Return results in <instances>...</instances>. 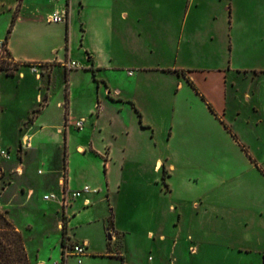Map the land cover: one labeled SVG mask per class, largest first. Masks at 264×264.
I'll list each match as a JSON object with an SVG mask.
<instances>
[{
    "label": "rangeland",
    "instance_id": "rangeland-1",
    "mask_svg": "<svg viewBox=\"0 0 264 264\" xmlns=\"http://www.w3.org/2000/svg\"><path fill=\"white\" fill-rule=\"evenodd\" d=\"M217 7L215 4L219 10ZM257 10L264 17V8L258 6ZM202 15L199 29L184 32L182 37L179 18L175 35L168 32L164 36L168 46L162 51L153 52L156 41L152 34L144 33L137 40L136 58V42L131 37L125 70L105 72L110 82L122 86L130 96L134 94L143 115L141 124L132 102L119 112L118 103L105 101L108 117L119 115L121 123L120 133L116 122L112 128V160L107 166V178L120 181V193L100 210L105 224L111 226L113 202L117 205L116 227L123 231L116 242H108L106 250L125 256L132 262L127 264H261L264 257V39L260 29L257 36L245 34V27L252 26L246 18L248 25L238 24L233 39L226 33L224 38L209 41L204 32L209 25L207 8ZM10 22L3 8L1 35L3 31L6 35ZM145 22L141 20V28ZM42 23L40 40L57 27ZM75 27L82 35L81 26ZM162 29L165 31L164 26ZM6 49V45L0 47V57H10ZM23 71L22 80L0 73L1 166L4 182H10L0 184V227L16 228L30 263L39 264L37 257L58 254L62 233L57 227H43L41 213L26 202L21 189L33 188L35 199L40 191L56 188L64 146L63 135L60 138L55 129L46 128L36 133L35 148L24 151L37 83L27 69ZM63 82L64 72L56 68L51 84L54 102L46 116L54 124L61 118L55 102ZM100 139H95L97 145ZM91 157L85 159L71 150L67 162L79 181L101 182L106 172ZM20 159L23 176L17 170L22 168ZM38 169L42 175H37ZM97 231L95 227L77 228L72 240L80 242V236L88 235L94 242L101 241L103 233ZM70 245L66 239L65 247ZM190 246L198 247V253L191 254ZM67 264L120 262L99 257L78 263L75 257H68Z\"/></svg>",
    "mask_w": 264,
    "mask_h": 264
},
{
    "label": "crops",
    "instance_id": "crops-1",
    "mask_svg": "<svg viewBox=\"0 0 264 264\" xmlns=\"http://www.w3.org/2000/svg\"><path fill=\"white\" fill-rule=\"evenodd\" d=\"M215 4L219 6L217 7L219 10L215 9ZM18 5L20 10L15 26H13L12 34L6 43L11 59L18 64L17 74L13 77L18 76L21 80L24 79L26 73L23 70L27 69L37 83L35 101L29 108V122H27L28 127L25 132V135H29L31 149L24 148V151L35 148L34 139L37 132L46 128L55 129L60 138L63 135V146L67 147L69 157H71V150L85 159H88V155L92 156L91 158L99 161L106 172V177L101 182L93 179L82 182L73 172L71 163L67 162L68 173L65 186L71 190L89 186L98 189L100 195H104L105 192L107 194L106 197L90 195L88 197L89 204H86L84 198H79L64 207L62 204L63 168L60 170L56 188L40 191L35 199L33 188L27 191L22 188L21 193L26 197V202L31 203L32 207L41 213L44 221L43 227H57L61 234L63 214L67 217L68 244L83 243L86 245V253L82 256L81 261L84 258L102 257L119 259L120 264L132 263L118 252H107L108 242L110 241V244L116 242L123 230L116 227L117 205L113 202L111 226L105 224L100 207L120 193V181H110L107 178V166L111 165L112 160L109 159L111 156L109 138L114 135L112 128L116 122V129L120 133L121 123L119 115L113 114L110 118L108 117L107 102L111 100L112 103H118L119 112L128 102H132L138 112L141 113V110L135 102L134 94L130 96L122 86L110 82L105 72L125 70L128 59V55L125 53H127L131 37L136 42L134 44L136 58L137 52L139 53L137 43L140 40V35H144V33L149 36L152 34L156 41L151 46L153 52L155 50L162 51L168 46L163 41L164 36L168 32H170V36L175 35L179 18L182 23L180 28L182 37L184 32L199 29L198 25L203 21L202 14L206 8L210 15L207 18L209 25L204 32H206L209 41L224 38L226 33L232 37L238 24L248 25V23H244L246 18L250 19L252 26H250L251 29L249 26L245 27V34L257 36L256 30L260 29L259 35L264 39V17L257 10L258 6L264 8V0H0V13L3 8H6L8 19H12ZM65 9H68L67 21L52 23L57 26L56 32L40 40L42 35L39 33L42 22L47 21V18L54 13H63ZM141 20H146L142 28ZM75 26H81L82 35L81 32L80 35L78 34ZM162 26L165 27V31ZM77 37L78 39L82 38L77 40ZM0 38H5L4 31L2 35L0 34ZM78 41L82 42L79 46ZM180 49L181 46L178 51ZM247 50L251 52L252 49ZM69 61L78 63L79 67L72 70L65 69L63 65ZM56 68H62L64 82L60 99L55 102L58 109L61 110V118L59 123L54 124L46 116L54 102L51 96V84ZM139 69H141V63ZM66 75L68 78L67 109H65ZM135 84L138 87L139 82H135ZM30 116L32 117L30 118ZM78 121H82L80 128L76 127ZM126 134L129 135V132L127 131ZM97 136L101 137L100 145L95 142ZM126 149L127 145L124 146L123 152ZM18 166L22 167L21 170L17 168L18 175L23 176L25 168L21 159L18 161ZM169 167L170 169L174 168L173 165ZM82 171L87 173L85 168ZM42 174L43 171L38 169L37 175ZM46 194H53L55 198L44 200L43 196ZM27 227L31 226L27 225ZM80 227L97 228L99 235L103 233V239L94 242L88 235H82L79 238L80 242L73 241L72 238L76 235L75 230ZM149 236L152 237L153 233L149 232ZM159 238L164 239V236L160 234ZM189 249L191 254L198 253L199 250L195 246H190ZM62 250L60 237L57 255L47 252L43 258L37 257L36 259L42 264H47L49 260L53 263L67 264L68 258L65 261L62 259ZM170 264L175 263L171 261ZM261 264H264V257Z\"/></svg>",
    "mask_w": 264,
    "mask_h": 264
},
{
    "label": "trees",
    "instance_id": "trees-1",
    "mask_svg": "<svg viewBox=\"0 0 264 264\" xmlns=\"http://www.w3.org/2000/svg\"><path fill=\"white\" fill-rule=\"evenodd\" d=\"M20 10V6L18 5L15 9V12L12 16L10 25L7 29V33L5 35L4 41L2 43V47L6 45L8 38L10 36V33L13 29V26L15 24L17 14ZM68 38V34H67ZM68 41V40H67ZM1 47V48H2ZM68 48V43H67ZM6 53L11 57L8 49L5 50ZM2 58L0 57V73L3 71L6 76L13 77L15 76V71L18 70V64L14 63L11 58ZM11 63H13V68L8 67ZM65 109H67V100H68V78L66 75L65 78ZM1 110V108H0ZM137 111V109H136ZM138 112V111H137ZM140 123L142 124V114L138 112ZM67 147L64 146L63 150V180H64V187L65 182L67 180ZM1 159H2V149H1V142H0V184H9L10 182L5 183V171L3 170L1 166ZM1 216V213H0ZM67 217L63 214L62 217V236H61V245L64 248L66 246V239H67ZM62 259L64 261V252L62 250ZM0 264H31L26 247L24 239L22 238L19 231L14 227H0Z\"/></svg>",
    "mask_w": 264,
    "mask_h": 264
},
{
    "label": "built area",
    "instance_id": "built-area-1",
    "mask_svg": "<svg viewBox=\"0 0 264 264\" xmlns=\"http://www.w3.org/2000/svg\"><path fill=\"white\" fill-rule=\"evenodd\" d=\"M54 1H59V0H54ZM68 16V9H65L63 13H54L50 15L47 18V21L50 23H65L67 21ZM0 47H2V42L0 41ZM63 67L67 70H72L76 69L79 67V64L74 62V61H69L65 62ZM132 72H129L131 74ZM82 125V121H78L76 123V127L80 128ZM24 146L25 148H30L31 142L28 137L25 138L24 140ZM99 191L98 189L91 188L89 186H84L81 189L77 190H71L67 188L66 186L64 187L63 185V194H62V204L64 207L68 206L71 202L75 201L76 199L79 198H84L86 204H89V196L90 195H95L98 194ZM50 198H55L53 194H46L43 196L44 200H49ZM64 258L67 259L68 257H75L77 261L80 263L82 256L85 255L86 253V245L81 243V244H72L68 247H64ZM53 264H58L57 262H54Z\"/></svg>",
    "mask_w": 264,
    "mask_h": 264
}]
</instances>
